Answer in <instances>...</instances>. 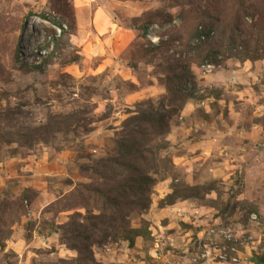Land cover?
Wrapping results in <instances>:
<instances>
[{"label": "rangeland", "instance_id": "1", "mask_svg": "<svg viewBox=\"0 0 264 264\" xmlns=\"http://www.w3.org/2000/svg\"><path fill=\"white\" fill-rule=\"evenodd\" d=\"M0 264H264V0H0Z\"/></svg>", "mask_w": 264, "mask_h": 264}]
</instances>
